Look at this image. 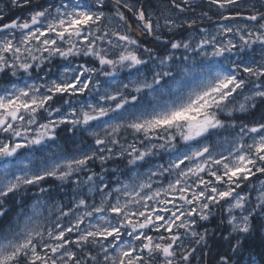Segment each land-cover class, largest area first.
<instances>
[{
    "label": "snow or ice",
    "instance_id": "snow-or-ice-1",
    "mask_svg": "<svg viewBox=\"0 0 264 264\" xmlns=\"http://www.w3.org/2000/svg\"><path fill=\"white\" fill-rule=\"evenodd\" d=\"M206 3L227 22L215 31L185 17L194 0H11L31 10L0 24V73L37 77L0 87V159L61 126L80 144L0 169V222L8 201L21 204L0 226V264H243L247 241L264 240V0ZM54 58L67 63L48 79ZM161 150L167 165L152 164ZM121 159L131 177L108 180ZM63 187L72 196L53 219ZM214 209L226 216L209 228Z\"/></svg>",
    "mask_w": 264,
    "mask_h": 264
},
{
    "label": "trees",
    "instance_id": "trees-1",
    "mask_svg": "<svg viewBox=\"0 0 264 264\" xmlns=\"http://www.w3.org/2000/svg\"><path fill=\"white\" fill-rule=\"evenodd\" d=\"M47 1L48 0H33V5H36L37 3L44 4V3H47ZM10 5H11V0H0V9H3V11H1V15L4 16V19L2 21H0V24L9 22L12 19H15L17 17H25V15L27 13H29V11L31 10L30 7L15 8V7H11ZM194 7H195L196 11H194V12L189 11V12L185 13V17L197 19L198 22L200 20H203V24L201 25V27H210V26L215 25V24L220 23V22L226 23L224 21L219 20L218 11L215 8L210 9L208 7V4L206 3V0H195L194 1ZM204 11H207L209 13V15L212 17L211 20H208L207 18L201 16V13ZM207 20H208V22H207ZM239 22H242V21H239ZM181 35H183L184 37H187L189 35H192V33H189L188 31H184L181 33ZM185 35H187V36H185ZM196 35H195V38L193 39V41H194L193 44H195L196 40L199 39L198 33ZM161 54H163V53H161ZM188 54L189 53L184 52V50H182V49L180 51L176 52V56H182V55H188ZM76 62L83 63L84 61L77 59ZM58 63H59L58 59L52 60L51 64L46 65V71H47V68L48 69L50 68L52 72L57 70L59 68ZM63 63H67V62L63 61ZM179 63H180V61L176 62L177 65ZM174 69H175V67H174ZM33 73H35V72H33ZM23 74L24 73H22V72L20 73V75H23ZM40 75H42V72L40 73ZM18 77H19V75L16 77H12L11 74L7 73V72L6 73H0V85H3V84L10 82V81L11 82L15 81V80H17ZM25 78H28V76L26 75ZM87 142L92 143L90 138L87 140ZM55 143L58 144L59 146H61L67 153H72L73 150L76 149L77 146L80 144L79 133H76L74 135L71 131H68L64 126H61L60 128L57 129V139L55 140ZM180 143H182V142L178 141V147H179ZM157 156L159 157L158 158L159 160L165 159V154L162 151H159ZM94 167H95V170L99 173L101 169H100L98 162ZM105 167H107L110 170L111 169H119L120 170L119 172H111V171L109 172V174L107 175V179L110 181L114 180L115 175H117V174L127 176L128 171L130 169L129 168L130 166H126V161H124L122 159L116 160V161H110L107 165H105ZM49 183H52V181H50ZM56 183H59V182H56ZM53 191H54L55 199H57V200H61V201L66 200V199L68 200L72 196V192H71V189L69 187H63L62 189H54ZM36 195H38V190L33 188L30 193H28L24 197L18 198V200L23 202V204L25 205L24 209H26L28 207V205H30L32 203V201ZM7 206L10 209V211L8 213V217L4 221L0 222V226H4V224L7 223L8 219H11L12 217L15 216V214L17 212L21 211V204L20 203H17V202L10 200L7 202ZM220 215L226 216L225 213L222 214L220 212V210L217 209V211L215 212L214 219L211 222L207 223V227L215 228L217 225H219L220 222H218V221L221 220ZM220 227H221V230H224L225 225H221ZM225 234H226V232H225ZM217 235H219V234L217 233ZM245 249L246 250L244 251L243 256L241 258L243 264H248L249 259L254 261L255 264H264V240H262V238L259 234H257L254 238L249 239L247 241V243L245 244Z\"/></svg>",
    "mask_w": 264,
    "mask_h": 264
},
{
    "label": "rangeland",
    "instance_id": "rangeland-1",
    "mask_svg": "<svg viewBox=\"0 0 264 264\" xmlns=\"http://www.w3.org/2000/svg\"><path fill=\"white\" fill-rule=\"evenodd\" d=\"M57 2H58V0H57ZM27 16H28V13L25 15L24 18H27ZM240 23H242V22H240ZM216 25L217 24L212 25L211 27H209V29L212 30V31H215ZM198 36H199V34H198ZM188 55L193 56L195 58V61H196L197 65L200 64L201 57H199L198 55H196L194 53H191V54L189 53ZM54 59H58L59 60V63H58L59 68L57 70L53 71V72L52 71L49 72L48 79H57L58 76H59V74H60V70H61L60 69V66L62 64H64L63 61L60 58H54ZM77 59H79V58H77ZM77 59L73 63L79 64L80 62H76ZM180 63L178 65H180ZM183 63H184L185 66H187V64L189 62H183ZM174 71H175V69H174ZM18 75H19V77L17 78V80H15L13 82L19 84V86H21V87L24 86V81L25 80H27L28 83H32L36 79L34 76L33 77H28V78L25 79L26 74L20 75V73H18ZM119 76H120V78L122 80H124V82H127V77H128L127 71H123V72L119 73ZM100 79H101V81H103L104 78L103 77H100ZM13 82H11V81L10 82H7V83H5L3 85H0V87L9 85V84H11ZM39 82L40 83H43L44 81L43 80H40ZM3 139H4L3 134H0V140H3ZM133 139L134 138L131 135H129L128 136L127 143L132 142ZM122 143H126V142L122 140ZM138 146H140V145H138ZM162 152L165 154V159L164 160H159L158 159L159 157L156 155V156H154L152 158V161H151L152 164H157V165L158 164H165V165H167V163L169 161V153L164 152V151H162ZM61 153H67V152L61 146H59L58 144H56L55 143V140L54 141H46L43 147H41V146H35L34 149L21 150V155L19 156V158H9V160L7 162H5L3 159H0V169H3L6 166V163L12 165L13 167H22L24 164H31V166L33 168H36V167L40 166V164L42 162L51 160V159L55 158L56 155H59ZM67 154H71V153H67ZM149 166L150 165H145L143 168L139 169V171L140 172H144V171H146L147 167H149ZM129 168L131 169L132 166H130ZM130 169L128 171V175L127 176H123L121 174H117V175H115V178L112 181L114 182L116 180L117 176H119L121 180L129 179L131 177V175H132V172H131ZM169 178L171 179L172 177H169ZM154 179H157V178H154ZM160 179H163V178H160ZM262 179H264V177H262ZM256 186H257V188H259V184L258 183H257ZM84 191L86 192V189H84ZM252 195H253V197H255L256 192H253ZM70 199L71 198H69L68 200L66 199V200H62L61 201V200H57V199L54 198L50 202V207H52V210H53V219L55 218V215H56V211H55L54 205L57 202H61V203H64L67 206V203H68V201ZM98 199L99 198L97 197V200ZM28 210H29L28 207L26 209H24V211H28ZM216 211H217V209H214V212H216ZM225 215H226V213H225Z\"/></svg>",
    "mask_w": 264,
    "mask_h": 264
},
{
    "label": "bare ground",
    "instance_id": "bare-ground-1",
    "mask_svg": "<svg viewBox=\"0 0 264 264\" xmlns=\"http://www.w3.org/2000/svg\"><path fill=\"white\" fill-rule=\"evenodd\" d=\"M208 7H209V6H208ZM207 11H208V10H207ZM204 12H205V11H204ZM217 17H218V16H217ZM215 19H216V18H215ZM215 19H214V20H215ZM217 19H218V18H217ZM199 20H200V19H199ZM212 21H213V20H212ZM212 21H211V22H212ZM207 22H208V20H207ZM209 22H210V21H209ZM213 22H214V21H213ZM214 23H215V22H214ZM220 23H221V22H220ZM210 27H211V26H210ZM207 28H209V27H207ZM189 33H190V32H189ZM185 36H187V35H185ZM196 36H197V35H196ZM193 42H194V41H193ZM220 216H221V215H220ZM217 217H218V216H217ZM214 222H215V221H214ZM218 222H220V221H218ZM209 224H210V223H209ZM215 225H216V224H215ZM206 226H207V225H206ZM210 226H211V225H210ZM220 226H221V225H220ZM212 227H213V226H212ZM218 234H219V233H218Z\"/></svg>",
    "mask_w": 264,
    "mask_h": 264
},
{
    "label": "flooded vegetation",
    "instance_id": "flooded-vegetation-1",
    "mask_svg": "<svg viewBox=\"0 0 264 264\" xmlns=\"http://www.w3.org/2000/svg\"><path fill=\"white\" fill-rule=\"evenodd\" d=\"M0 15H1V11H0ZM44 71H46V66H45ZM42 75H43V72H42ZM33 76L36 78V77H37V73H33L32 77H33ZM12 82H13V81H12Z\"/></svg>",
    "mask_w": 264,
    "mask_h": 264
}]
</instances>
